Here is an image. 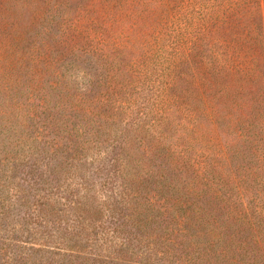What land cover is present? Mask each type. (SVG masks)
<instances>
[{
	"label": "trees",
	"instance_id": "obj_1",
	"mask_svg": "<svg viewBox=\"0 0 264 264\" xmlns=\"http://www.w3.org/2000/svg\"><path fill=\"white\" fill-rule=\"evenodd\" d=\"M55 1V6H62L60 0H0V32L3 33L0 35V39H3L0 60L7 62L6 76L9 78L2 85L5 91L11 89V84H20L27 75H40L39 66L45 59L44 48L32 40L24 29L39 26L47 16L43 9ZM252 1V7L244 8L243 4L246 2L247 5L249 0H232L228 15H222L225 13L223 7L218 9L221 12L220 26L226 22L230 29L232 39L227 40L224 34H220L222 30L215 27L218 24L214 14L217 1H206L204 11L200 14L195 1L181 0L179 4H184L177 9L174 17H170L173 29L163 35L166 44L150 53L149 62L145 60L137 63L129 53L128 46L133 47V42L124 33L113 37L106 31L107 28H101V23L107 27L109 22L103 10L105 0H63L71 25L65 37L68 48L58 53L59 61L95 64L98 74L94 76L87 66L83 78L91 80L93 76L96 86L103 88L94 96H84L74 105V112L85 120L79 128L68 130L63 123L65 116L59 117V124L65 127V131L68 134L76 131L74 137L79 140V148L71 154L72 162H66V167L68 171L86 167L83 161L87 159V154L82 156L79 152L91 149L92 142L84 140L91 131L113 138L111 142L118 144L114 161L123 182L121 202L117 203L122 206L119 216L123 221L114 223L115 227L108 228V233L114 239L126 241L127 245L123 246L138 241L163 248L161 253L164 255L170 252L172 242V238L164 234L172 229V232L177 233L174 241H179L186 250L192 249L190 264H264V179L259 178V174L264 172V121L261 119V116L264 118V62L261 71L254 64L257 56L264 55V0ZM93 9L96 11L88 17ZM253 9L256 11L257 26L253 28L252 25L250 30H241L240 37L235 36L234 33L239 32L237 25H247ZM51 11H55L52 6L48 14ZM83 40L86 45H81ZM252 48L256 57L246 54ZM25 55H28L30 65ZM18 57L21 58L20 62ZM19 64L21 69L29 65L33 73L23 71L21 77L12 76ZM104 76H109L108 84L102 83ZM220 76H232L235 79L224 83L219 79ZM236 76H254V84L262 86V91L255 93L257 97H251L255 104L253 113L248 110L249 118H242L237 124L232 123L234 126L239 125L235 131L236 142L241 141L248 153L234 148L230 142L217 150L218 154L207 145H198L195 140L182 142L178 127L174 129V135L166 139L164 130L170 126L167 117L172 113H167L168 108L185 93L189 100L188 92L192 88L198 90L197 100L206 108L207 114L211 113L209 101L212 98L234 103L232 111L241 112L245 103L240 95L243 87L238 85ZM184 84L187 90L182 93ZM146 86L150 94L149 109H141L138 117L144 118L152 113L155 117L162 115L158 119L157 136L152 143L135 141L132 137H125L126 134L122 132L126 115L133 112L132 92ZM19 111V107H7L6 111L0 112V144L10 143L8 145L13 146L16 153L7 161H0L1 173L5 179H11V175L15 178L23 167H29L32 174H38L45 188H48L54 177L59 178L64 174L56 163L60 158H53V155H57L55 151L60 153V150L49 152L46 158L35 146L38 138L33 139V145L26 147L19 141L10 142L23 128L17 117ZM195 114L189 109V118ZM92 119L98 121L93 122ZM97 145L96 156L100 157L102 147L100 143ZM30 157L34 160L30 161ZM246 158L247 167H244ZM237 162L240 164L233 169L232 164ZM43 168L46 170L42 171ZM172 171L181 175L192 172L193 179H186L184 187H179L178 181L174 182L167 173ZM96 198L103 208L99 204L100 209L92 213L88 202L78 199L75 203L78 228L82 232L88 231L92 220L95 217L102 218L103 209L109 207L107 201L97 195ZM14 199H19L16 204L29 200L25 196L18 197V194ZM218 202L224 209L221 219L216 216ZM51 208L59 209L54 200L41 203L37 219L46 221L48 217L53 218L50 214H44L50 213ZM165 212H170L174 227H163V223L159 222ZM77 237L81 238L80 233ZM38 245L43 248L30 251L50 254L57 260L56 263L66 264L60 250L47 244ZM75 245L79 248L70 249L71 258L81 256L83 263L85 257L80 254L84 246L81 242H75ZM128 248L124 249L126 253H130ZM22 250H29L28 242L21 245L19 251L24 252ZM160 259L171 263L165 257ZM197 259L199 261L196 263ZM100 262L107 264L102 259Z\"/></svg>",
	"mask_w": 264,
	"mask_h": 264
},
{
	"label": "rangeland",
	"instance_id": "obj_2",
	"mask_svg": "<svg viewBox=\"0 0 264 264\" xmlns=\"http://www.w3.org/2000/svg\"><path fill=\"white\" fill-rule=\"evenodd\" d=\"M60 1L62 2L61 7L55 6L57 1L47 4L50 6L43 9L44 12H47V16L39 26L24 29L26 33L30 34L32 40L38 42V45L42 46L45 51L44 63L39 66V76H22L24 78L20 84H11V89L5 91L2 85L5 80L9 79L6 76L7 62L0 60V112L6 111L7 107L13 109L19 107L20 111L17 117L23 126L10 142L19 141L18 143L22 142L24 143L22 145L26 147L33 145V139L38 138L35 146L46 158L49 157V152L60 150V153L55 151L57 155H53V158H60L56 163L60 170L64 172L61 177H54L50 181L48 188H45L46 186L42 183L39 175L32 174L33 171L29 167H23L15 178L11 175V179H5L0 169V181L1 186H3H0V189H3V191H0V264H58L56 263L57 260L53 259L50 254L30 251L31 249L43 248V246L38 244H47L51 248L55 247L60 250L62 259L66 264L103 263L100 262V259L105 260L107 264H129V262L167 264L168 261L163 262L160 259L162 257L170 260L172 264H190L192 249L186 250L179 244V241L176 243L174 238L177 233L172 232V229H169L166 234L159 230L160 233L172 238L170 252L164 255L161 253L163 248L159 246L138 241H132L131 245L123 246V244L127 245V242L122 238L114 239L112 235L109 236L108 228H114V223L123 221L119 216L122 206L117 205V203L121 202L120 194L123 182L117 171V164L114 161V155L118 149L115 147L118 144L111 142L113 138L110 139L105 135H98V133L91 131L90 135L84 137V140L89 139L92 142V145L90 144L92 146L91 149L84 151L86 146L84 144V152H79V154L82 153V156L87 154V159L83 161L86 167L82 168V170L73 168L71 171H68L66 167V162H72L71 154H74L79 148V140L74 137L76 131L69 134L65 131V127L59 124V117L65 116L63 123L67 125L68 130L72 127L79 128L85 120L79 118V114L77 115L74 112V105L76 102L83 100L84 96H94L103 88L96 86V79L93 76L91 80L89 78L84 80L83 78L85 76L83 72L87 71V66L94 76L98 74L95 71V64L89 63L85 65L81 62H70V60L66 62L59 61L58 53L67 51L68 45L65 43V37L71 25L70 18L68 19L69 15L66 12V5L63 0ZM180 1L105 0L103 10L109 22L107 27H103L101 23V28H107L106 31L111 33L113 37L118 36V33H124L129 41L133 42V47H128L130 48L129 53L135 61L137 63H142L145 60L149 62L148 56L151 55L150 53L166 44L167 41L163 35L168 34L173 29V20L170 17H174L177 14V9L184 4L182 2L180 5ZM190 1H195L200 14L204 11L203 7L206 1H217L218 3L214 5L217 8L216 11L214 10V14L218 24L215 27L222 30L220 34L222 36L224 34L227 40L232 39L228 24L224 22L220 26L221 12L218 11L219 8L223 7L225 13L222 15H228L232 0ZM252 2V0H249L247 5L245 2L243 4L245 5L244 8L246 6L252 7ZM51 6L55 11H51L48 14ZM94 11L96 10L93 9L88 14V17ZM249 16L252 18L249 19L247 25L245 23L237 25L239 32H235V36L240 37L241 30H250L252 25L253 28L257 26L255 25L257 23L255 9L252 10V15ZM26 20H28L27 17ZM20 27L22 28V25ZM219 29L217 32H219ZM0 35H3V33L0 32ZM2 40L0 39V46ZM81 45H86L85 40L82 41ZM258 52L260 55V51ZM52 54L54 55L51 56ZM246 54H253L256 57L254 48L248 49ZM14 55L16 56V53ZM24 58L30 65L28 55H25ZM18 60L20 62L21 58L18 57ZM255 60L256 69L261 71L264 55L261 57L257 56ZM247 61L249 62L248 57ZM29 65L27 67L23 66L21 69L19 64L17 72L12 76L21 77L23 71L32 74L33 71L29 70ZM259 76L260 78L262 77L261 74ZM233 78L235 79L232 76L219 77L224 83L232 82ZM237 80H239L238 85L243 87L240 95L241 100L245 102L241 112L232 111L234 103L212 98L209 101L211 113L207 114L206 108L197 100L198 90L192 88L188 92L189 100H187L185 93L174 105L168 108L167 113H172L167 117L170 126L164 130L166 139L172 137L174 129L178 127L182 142L195 140L198 145H207L210 149L215 150L217 154V150L230 142L234 148L248 153V149L243 146L241 141L236 142L235 131L239 125L234 126L232 123L235 122L237 124L242 118H249L250 113H248V110L253 113V105L255 104L251 97H257L255 93L262 91V86L254 84V76H238ZM102 83L108 84L109 76H104ZM186 90L187 88L184 84L182 93ZM132 93L133 112L131 111V114L126 115L122 132L126 134L125 137H132L135 141L141 140L144 143H152L157 136L158 119L162 115L155 117L152 113L144 118L138 117L141 109L147 107L149 109L150 94L148 86L145 88L140 87ZM249 99L251 100L249 101ZM189 109L196 112L193 118L188 117ZM261 119L264 121L262 116ZM92 120L93 122L98 121L97 119ZM96 141L102 147V155L100 157L96 156L98 152V143ZM8 144H0V161L3 159L7 161V158L16 155L15 151H13V146ZM29 160L33 161L34 158L30 157ZM221 163L223 165V162ZM239 164V162L233 163L232 168L236 169ZM243 166L247 167V158L244 160ZM256 166L255 161V168ZM43 170H46V168H43ZM167 173L174 182L178 181L179 187H184L186 179H193L192 172L184 175L174 171ZM259 178L264 179V172L259 174ZM16 194L20 198L23 196L29 198L28 202L16 204L17 200H19L14 199ZM76 195L84 203L88 202L91 204V213L100 209L99 204L103 208V205L98 202L96 195L109 203V207L103 209L102 218L95 217L92 220L91 227L85 232L78 228L77 216L74 211L75 203L78 200ZM48 200L57 202L59 209L51 208L49 210L50 213L45 212L44 214H50L53 218L48 217L46 221H39L37 216L41 203ZM114 206H116L117 213L114 212ZM223 214L224 209L218 202L216 204V216H220L221 219ZM159 222L163 223V227H174L170 212L163 213ZM130 231L135 235L137 234L132 229ZM78 233H80L81 238L77 237ZM24 242H28L29 250H22L24 252H21L19 249H21V245ZM75 242H81L84 246V250L80 254L85 257L83 263L81 256H76L79 258H71L70 249L79 248L75 245ZM68 245L69 249H67ZM125 247H129L130 253L124 251ZM198 261L199 259L195 262L197 263Z\"/></svg>",
	"mask_w": 264,
	"mask_h": 264
}]
</instances>
